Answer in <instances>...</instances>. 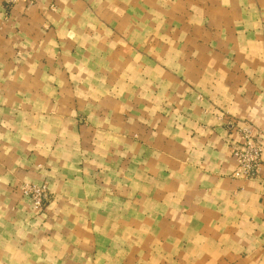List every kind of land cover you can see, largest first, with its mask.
I'll return each mask as SVG.
<instances>
[{
	"label": "crops",
	"instance_id": "0c3cea01",
	"mask_svg": "<svg viewBox=\"0 0 264 264\" xmlns=\"http://www.w3.org/2000/svg\"><path fill=\"white\" fill-rule=\"evenodd\" d=\"M0 264H264V0H0Z\"/></svg>",
	"mask_w": 264,
	"mask_h": 264
},
{
	"label": "built area",
	"instance_id": "2783aa9c",
	"mask_svg": "<svg viewBox=\"0 0 264 264\" xmlns=\"http://www.w3.org/2000/svg\"><path fill=\"white\" fill-rule=\"evenodd\" d=\"M34 3L37 0H5L6 3L14 2ZM15 4V3H14ZM241 139L232 146V154L236 159L234 176L242 179H255L261 174L263 144L259 140L260 133H255L251 128L244 127L240 130ZM24 195L32 199L34 205L42 208L49 194L48 184L29 182L22 187Z\"/></svg>",
	"mask_w": 264,
	"mask_h": 264
},
{
	"label": "rangeland",
	"instance_id": "374dc122",
	"mask_svg": "<svg viewBox=\"0 0 264 264\" xmlns=\"http://www.w3.org/2000/svg\"><path fill=\"white\" fill-rule=\"evenodd\" d=\"M38 1V0H37ZM37 1H35V2H37ZM34 2V3H35ZM15 3V4H14ZM14 3H6L5 2V0H4V5H5V7L7 8V9H11L14 5H16L17 3H19L18 1L17 2H14ZM25 183H29V181H25V182H23L21 185H20V190H21V193L24 195V193H23V190H22V187H23V185H25ZM34 183H38V182H34ZM43 183V182H42ZM47 183V182H46ZM48 184V183H47ZM24 196H26V195H24ZM26 197H28V196H26ZM29 198V197H28ZM49 198H50V194H48V197H47V200L44 202V206L42 207V208H38V207H36L35 205H34V203H33V201H32V199H30L31 200V202H32V206H33V208L35 209V210H37V211H43V210H45V208H46V206H47V202L49 201Z\"/></svg>",
	"mask_w": 264,
	"mask_h": 264
}]
</instances>
